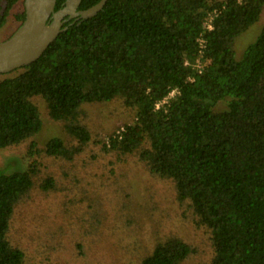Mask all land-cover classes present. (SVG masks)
<instances>
[{"label":"trees","instance_id":"1","mask_svg":"<svg viewBox=\"0 0 264 264\" xmlns=\"http://www.w3.org/2000/svg\"><path fill=\"white\" fill-rule=\"evenodd\" d=\"M23 1L0 0V30L16 10L0 41L24 21ZM263 14L264 0H107L37 60L0 74V151L27 145L22 169L0 167V264H28L11 241L26 210L39 264H107L101 251L111 249L96 247L113 229L140 233L141 223L154 245L139 264H264V27L235 59L238 38ZM36 98L65 138L34 141ZM114 100L133 119L98 135L83 106ZM128 160L135 187L122 174ZM156 184L172 188L195 232L189 241L148 219Z\"/></svg>","mask_w":264,"mask_h":264},{"label":"rangeland","instance_id":"2","mask_svg":"<svg viewBox=\"0 0 264 264\" xmlns=\"http://www.w3.org/2000/svg\"><path fill=\"white\" fill-rule=\"evenodd\" d=\"M15 12L16 10L14 9L9 16L6 25L0 30V40L4 38L3 36L7 31L12 29L14 25L13 14ZM263 27L264 14L261 15L259 20L252 26H250L249 29H247L238 38L235 45L236 60H240L247 48L254 44ZM35 101L41 113L40 118L42 120V127L35 137L34 141L42 146L48 139L52 137L66 136L60 124H56V122L50 120L48 116H46L45 103L40 98H36ZM83 107L89 111L91 115L90 123L94 128L95 133H97L98 135L106 134L123 123L131 122L133 119V117L128 114V111L122 108L119 100L101 104H89L84 105ZM26 147V144H22L21 146L16 148H10L0 151V167L8 168L7 170L10 172L22 169L23 157L27 156ZM128 164H130L129 160L127 161V163L124 162L121 165L122 174H126V182L128 184L134 187L138 186L140 180L136 178V171L130 166L127 169ZM139 167L141 166L139 165ZM139 170L140 169L137 167V171L144 176V174ZM156 189H158V191H155V198L158 205L148 219L152 224L159 226L162 233H173L184 237L188 241L189 239H192L195 232L192 230L193 227L191 226V224H187L181 221L179 216L181 211L177 209V206L172 199V188H170L169 185H164L160 188V184H156ZM134 190L135 195L138 196V199H141L139 195V188H134ZM31 215L33 214L28 210H26L25 212L17 211L12 229L13 233H11V241L13 244H18L26 249L25 251L27 254L28 264H39L34 254L35 251L31 249L30 244L27 241V233L32 229L29 225L26 226L25 219ZM141 228L142 231L136 234L122 233V236H119L120 234L117 229L111 230L110 235L108 233L109 240H104L101 245L99 244V247H96L100 248V250L104 246H107L109 249H111V251L108 249L101 251L104 253H109L108 257L106 258L108 261L107 264H112L111 260L109 259L110 256L113 257L112 261L115 264H139L138 262L140 261L142 252L147 249H152L154 245L151 234V227L149 226V224L144 226L141 223ZM111 241L115 243L114 249L120 252L117 256L113 255V247H111L112 244L107 245V243ZM137 241H142V243L140 242V244L138 245L136 243ZM89 261L91 262V264H96V260H94L93 258ZM196 262L197 260L193 258L189 259L186 264H196ZM102 264H105L103 260Z\"/></svg>","mask_w":264,"mask_h":264},{"label":"water","instance_id":"3","mask_svg":"<svg viewBox=\"0 0 264 264\" xmlns=\"http://www.w3.org/2000/svg\"><path fill=\"white\" fill-rule=\"evenodd\" d=\"M81 0H66L64 6L54 11L56 0H24L25 18L7 39L0 41V74L24 67L45 51L57 35L65 30V24L73 19L81 22L95 16L107 0L78 11Z\"/></svg>","mask_w":264,"mask_h":264},{"label":"built area","instance_id":"4","mask_svg":"<svg viewBox=\"0 0 264 264\" xmlns=\"http://www.w3.org/2000/svg\"><path fill=\"white\" fill-rule=\"evenodd\" d=\"M210 27V25H208V28ZM188 64V63H186ZM195 66L199 67L200 66V62L197 60V62L195 63ZM174 96V91H172L167 98H165V100L163 101V103H166L171 97ZM159 104H156V106H158Z\"/></svg>","mask_w":264,"mask_h":264},{"label":"flooded vegetation","instance_id":"5","mask_svg":"<svg viewBox=\"0 0 264 264\" xmlns=\"http://www.w3.org/2000/svg\"><path fill=\"white\" fill-rule=\"evenodd\" d=\"M73 22H74V20H73V19H70V20L66 23L65 26H69V25L73 24Z\"/></svg>","mask_w":264,"mask_h":264}]
</instances>
